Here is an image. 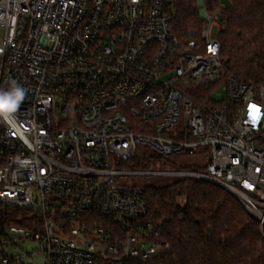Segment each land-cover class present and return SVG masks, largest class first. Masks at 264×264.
Returning a JSON list of instances; mask_svg holds the SVG:
<instances>
[{
    "label": "built area",
    "instance_id": "2783aa9c",
    "mask_svg": "<svg viewBox=\"0 0 264 264\" xmlns=\"http://www.w3.org/2000/svg\"><path fill=\"white\" fill-rule=\"evenodd\" d=\"M220 7L181 38L170 0H0V203L36 223L0 233L38 242L46 264H132L170 249L134 177H194L233 194L264 231V88L226 77ZM225 91L216 101L213 95ZM203 152L204 172L127 170L142 151Z\"/></svg>",
    "mask_w": 264,
    "mask_h": 264
},
{
    "label": "trees",
    "instance_id": "16d2710c",
    "mask_svg": "<svg viewBox=\"0 0 264 264\" xmlns=\"http://www.w3.org/2000/svg\"><path fill=\"white\" fill-rule=\"evenodd\" d=\"M174 9L173 28L181 38L199 29V0H170ZM224 0H203L207 12L215 13ZM220 12L218 40L226 64V77L264 88V0H227ZM176 155L163 158L142 151L121 162L127 170H175L204 172L206 165ZM174 158V159H173ZM161 177V176H154ZM168 184L146 186L152 219L170 249L146 262L132 264H264V231L259 221L229 191L211 181L194 177H172ZM183 200V203H181ZM29 208L0 203V233L12 225L36 223Z\"/></svg>",
    "mask_w": 264,
    "mask_h": 264
},
{
    "label": "rangeland",
    "instance_id": "374dc122",
    "mask_svg": "<svg viewBox=\"0 0 264 264\" xmlns=\"http://www.w3.org/2000/svg\"><path fill=\"white\" fill-rule=\"evenodd\" d=\"M228 1L224 0L221 3L222 9L228 8ZM199 5L201 6L199 10L200 16L203 18L204 14L208 13L206 8L204 7V2L203 0H199ZM220 17V14H219ZM219 19L217 21V24L213 26L212 28V37H217L218 32L220 30V23ZM4 35V28H0V38ZM226 94L225 91L222 90L221 94L218 95L216 92L213 95V98L216 101H220L223 98H225ZM174 159V158H173ZM190 161L191 163L195 162L199 165H207L208 164V159H202L199 157H189V158H180L177 161L178 163H186ZM166 171L170 170H175L172 166H168L165 169ZM139 181L140 183L143 182L144 184H168L171 182L173 179L172 177H166V176H161V177H154V176H142V177H134L133 180ZM181 203H183V200H181ZM14 243L16 244L15 247H10V254L11 255H17L21 256V259L23 263L25 264H46V256L43 253L41 245L32 240H22V239H17L14 238Z\"/></svg>",
    "mask_w": 264,
    "mask_h": 264
},
{
    "label": "clouds",
    "instance_id": "9594fccd",
    "mask_svg": "<svg viewBox=\"0 0 264 264\" xmlns=\"http://www.w3.org/2000/svg\"><path fill=\"white\" fill-rule=\"evenodd\" d=\"M26 90L12 83L8 91H0V116H3L5 120L9 119V116L14 112L21 102L25 99Z\"/></svg>",
    "mask_w": 264,
    "mask_h": 264
},
{
    "label": "water",
    "instance_id": "95a60500",
    "mask_svg": "<svg viewBox=\"0 0 264 264\" xmlns=\"http://www.w3.org/2000/svg\"><path fill=\"white\" fill-rule=\"evenodd\" d=\"M1 62H2V60H1V57H0V66H1Z\"/></svg>",
    "mask_w": 264,
    "mask_h": 264
}]
</instances>
